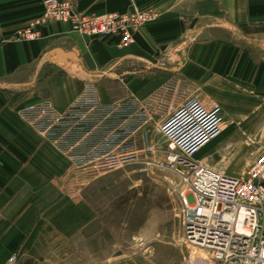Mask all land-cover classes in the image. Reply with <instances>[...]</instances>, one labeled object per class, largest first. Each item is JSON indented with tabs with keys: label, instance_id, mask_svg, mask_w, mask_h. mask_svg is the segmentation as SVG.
Returning <instances> with one entry per match:
<instances>
[{
	"label": "crops",
	"instance_id": "1",
	"mask_svg": "<svg viewBox=\"0 0 264 264\" xmlns=\"http://www.w3.org/2000/svg\"><path fill=\"white\" fill-rule=\"evenodd\" d=\"M45 1L0 0V264L12 255L14 264L68 263L72 232L81 229L73 214L81 206L55 186L71 164L27 123L22 115L27 106L48 105L64 114L99 70L109 76L123 62L148 60L150 44L185 42L192 31L191 41L213 40L196 43L197 50L186 54V67L197 66V74L187 77L202 94L232 91L239 98L250 90L264 96V0H74L87 14L155 10L157 20L135 31L126 46L119 35L89 37L70 23H36ZM34 23L36 39L16 38ZM245 114L234 118L241 124Z\"/></svg>",
	"mask_w": 264,
	"mask_h": 264
},
{
	"label": "rangeland",
	"instance_id": "2",
	"mask_svg": "<svg viewBox=\"0 0 264 264\" xmlns=\"http://www.w3.org/2000/svg\"><path fill=\"white\" fill-rule=\"evenodd\" d=\"M70 2L79 11L74 0ZM136 11L152 12L154 18L150 22L158 18V13L150 9L133 8L119 13ZM191 33L185 42L150 44L148 60L123 62L111 68L109 76V71L99 70L90 81L100 104L123 108V119L114 124L112 131L96 134L100 146L96 154L102 161L107 159L109 135L116 141L115 147H110L111 154L123 149L133 157L110 163L85 183L63 179L55 185L64 198L76 200L81 206L77 216L73 210L74 220L77 217L81 221V229L74 228L72 232L74 255L68 259L73 260L62 264H196L193 254L201 250L184 241L180 215L179 197L188 189L170 158L172 152L180 151L169 147L167 134L162 130L164 120L191 96L209 111L217 129L193 148L189 153L192 160L241 175L264 149L263 93L241 91L239 98L232 91L202 94L187 77L197 74V66L186 67V54L192 47L197 50L196 43L213 40L191 41L195 37ZM238 41L243 45L242 40ZM185 82L192 84L190 94L185 92ZM248 95L252 97L247 100ZM239 112L246 113L241 124L234 118ZM96 121L100 124L101 117ZM92 136L84 135V139L89 141ZM119 141L125 148L117 144Z\"/></svg>",
	"mask_w": 264,
	"mask_h": 264
},
{
	"label": "built area",
	"instance_id": "3",
	"mask_svg": "<svg viewBox=\"0 0 264 264\" xmlns=\"http://www.w3.org/2000/svg\"><path fill=\"white\" fill-rule=\"evenodd\" d=\"M44 9L45 15L36 23L48 19L70 23L73 30L89 37L119 35L124 46L133 43V31L154 18L149 11L84 14L74 9L70 0H46ZM36 23L20 29L16 38L36 39ZM191 85L185 82L186 94H190ZM171 88L172 84L168 85L169 93ZM22 115L68 158L73 170L64 182L85 183L110 163L133 157L123 149L111 154L110 147H115L116 141L109 135L107 159L102 161L96 154L100 150L96 134L112 131L114 124L123 119V108L100 104L91 84L86 85L64 114L48 105H36L27 106ZM99 117L100 124L96 121ZM162 130L167 134L169 147L180 151L170 156L188 189L179 197L183 239L206 253V258L196 264H264V149L241 175L192 160L189 153L193 148L217 130L209 111L192 96L164 120ZM84 135L93 136L88 141ZM117 144L125 148L121 141ZM14 259L12 255L8 264H14Z\"/></svg>",
	"mask_w": 264,
	"mask_h": 264
},
{
	"label": "bare ground",
	"instance_id": "4",
	"mask_svg": "<svg viewBox=\"0 0 264 264\" xmlns=\"http://www.w3.org/2000/svg\"><path fill=\"white\" fill-rule=\"evenodd\" d=\"M170 158H172V156H170ZM201 250V252H196V253H194L193 255H194V258H195V261H199V259H204V258H206V253L202 250V249H200ZM193 262H191V264H192Z\"/></svg>",
	"mask_w": 264,
	"mask_h": 264
}]
</instances>
